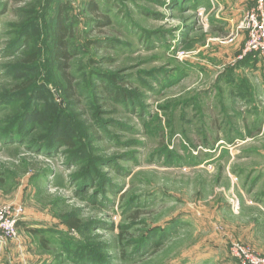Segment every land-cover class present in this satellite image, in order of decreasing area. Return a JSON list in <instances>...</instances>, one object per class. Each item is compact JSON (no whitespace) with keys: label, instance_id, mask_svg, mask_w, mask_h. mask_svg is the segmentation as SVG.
I'll list each match as a JSON object with an SVG mask.
<instances>
[{"label":"rangeland","instance_id":"rangeland-1","mask_svg":"<svg viewBox=\"0 0 264 264\" xmlns=\"http://www.w3.org/2000/svg\"><path fill=\"white\" fill-rule=\"evenodd\" d=\"M257 35L264 0H0V211L20 212L0 264L264 258Z\"/></svg>","mask_w":264,"mask_h":264},{"label":"trees","instance_id":"trees-1","mask_svg":"<svg viewBox=\"0 0 264 264\" xmlns=\"http://www.w3.org/2000/svg\"><path fill=\"white\" fill-rule=\"evenodd\" d=\"M92 12L97 15V5L95 3L92 4L91 8ZM110 22L106 21L105 25H109ZM53 34H54V39H55V61L57 62L58 68L61 72V75L63 77V80L67 83L66 86H68V89H66L65 92V97L68 100H73L76 99V93L74 92V86H73V81L70 78L69 74V62L71 60V53H69V47L68 44L65 43L66 39L72 35L71 28L68 25V20L64 17H59L57 18V21L54 24L53 27ZM19 46V45H18ZM22 46V45H21ZM36 61V56L31 55L27 62H35ZM54 142H57L63 146L67 147H73L74 143L71 140H68L63 137H55ZM68 226L72 229H78L80 227V222L77 220L70 221L68 223ZM45 246L46 244L43 243Z\"/></svg>","mask_w":264,"mask_h":264},{"label":"built area","instance_id":"built-area-1","mask_svg":"<svg viewBox=\"0 0 264 264\" xmlns=\"http://www.w3.org/2000/svg\"><path fill=\"white\" fill-rule=\"evenodd\" d=\"M261 41H264V39L258 35L256 38H254L253 44L256 45V47H254L255 49L258 46L263 45ZM19 217L20 212L16 214L11 213L9 209H4L3 211H0V240L2 242H6L7 239H12L16 235ZM234 256L238 259L242 258L243 260H246L249 264H264V258L254 259L253 257H250L248 252L244 251L241 248H237V252Z\"/></svg>","mask_w":264,"mask_h":264}]
</instances>
